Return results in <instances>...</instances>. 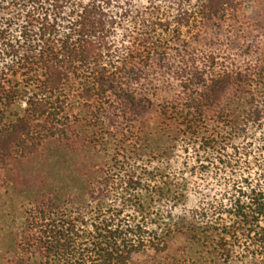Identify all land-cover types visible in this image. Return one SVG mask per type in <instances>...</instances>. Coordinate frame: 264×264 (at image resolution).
Instances as JSON below:
<instances>
[{
  "label": "trees",
  "instance_id": "trees-1",
  "mask_svg": "<svg viewBox=\"0 0 264 264\" xmlns=\"http://www.w3.org/2000/svg\"><path fill=\"white\" fill-rule=\"evenodd\" d=\"M254 1L0 0L18 264H264Z\"/></svg>",
  "mask_w": 264,
  "mask_h": 264
},
{
  "label": "rangeland",
  "instance_id": "rangeland-1",
  "mask_svg": "<svg viewBox=\"0 0 264 264\" xmlns=\"http://www.w3.org/2000/svg\"><path fill=\"white\" fill-rule=\"evenodd\" d=\"M243 14V25L248 22L250 30L264 40V0L252 2ZM26 208H29L28 203L22 197L0 191V264H18V235L21 236L23 230Z\"/></svg>",
  "mask_w": 264,
  "mask_h": 264
}]
</instances>
